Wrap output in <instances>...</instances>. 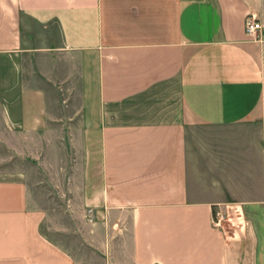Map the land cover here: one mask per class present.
Masks as SVG:
<instances>
[{
  "label": "crops",
  "instance_id": "obj_1",
  "mask_svg": "<svg viewBox=\"0 0 264 264\" xmlns=\"http://www.w3.org/2000/svg\"><path fill=\"white\" fill-rule=\"evenodd\" d=\"M247 17L264 0H0V264H264Z\"/></svg>",
  "mask_w": 264,
  "mask_h": 264
},
{
  "label": "rangeland",
  "instance_id": "obj_2",
  "mask_svg": "<svg viewBox=\"0 0 264 264\" xmlns=\"http://www.w3.org/2000/svg\"><path fill=\"white\" fill-rule=\"evenodd\" d=\"M202 131L203 129H197L195 131L198 141L199 138H201L200 136H203ZM241 217L242 208L233 202L222 206H216V214L214 220L221 222L220 227L224 231L230 233V231L238 229L239 224L243 222L242 220H240Z\"/></svg>",
  "mask_w": 264,
  "mask_h": 264
},
{
  "label": "built area",
  "instance_id": "obj_3",
  "mask_svg": "<svg viewBox=\"0 0 264 264\" xmlns=\"http://www.w3.org/2000/svg\"><path fill=\"white\" fill-rule=\"evenodd\" d=\"M245 32L246 35L249 37L255 36L258 32L264 29V26H262L261 22L254 17H247L245 20ZM215 225L219 226L221 222L215 221Z\"/></svg>",
  "mask_w": 264,
  "mask_h": 264
}]
</instances>
